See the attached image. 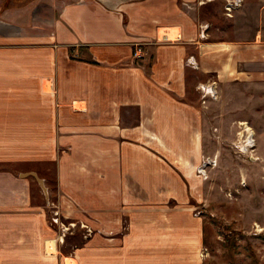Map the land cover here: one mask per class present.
I'll use <instances>...</instances> for the list:
<instances>
[{"label": "crops", "instance_id": "0c3cea01", "mask_svg": "<svg viewBox=\"0 0 264 264\" xmlns=\"http://www.w3.org/2000/svg\"><path fill=\"white\" fill-rule=\"evenodd\" d=\"M212 1L0 0V264H203L188 185L211 120L264 135V0L229 29L202 17ZM54 199L120 233L65 253Z\"/></svg>", "mask_w": 264, "mask_h": 264}, {"label": "rangeland", "instance_id": "374dc122", "mask_svg": "<svg viewBox=\"0 0 264 264\" xmlns=\"http://www.w3.org/2000/svg\"><path fill=\"white\" fill-rule=\"evenodd\" d=\"M36 2L37 0H14L21 10ZM249 5V1L242 0L240 6L233 10L231 15H226L225 0H213L202 17L212 22V28L227 24L225 28L229 29L235 14L244 6L250 10ZM223 21L226 23H222ZM217 37L218 33H216ZM234 106L235 103L230 102L226 104V109ZM259 109L264 111V107ZM222 110L223 108L220 110L216 105L211 109V118L218 113L220 116ZM226 116L215 121L213 118L211 120L212 124H215V129H212L211 134V154L206 158L214 161V165L209 162L204 165L205 178L197 172V168L201 165L196 166L193 174L195 180L188 185L197 212L204 215L207 221L201 259L203 264H264V144L260 142V138L264 139V135L257 136V143L244 152L241 146L248 132L244 131V126L240 127L237 114L223 121ZM258 121L260 122H257L256 127L264 129V112L261 113ZM249 131L251 132L250 129ZM252 136L255 140V134ZM49 183L51 182L47 184ZM42 187L45 191L44 184ZM52 187L50 185V188ZM41 189L33 180L30 186L32 200L41 202L39 200L42 199ZM57 202L54 199L53 204L49 205L51 212L48 216L50 218L53 216L52 212L58 211L60 221L67 227L62 238L60 237L62 240L60 249L65 253H70L73 247L90 243L95 236L113 238L115 234L120 233L92 225L90 221L76 219L73 217L74 213L71 215L72 208L59 207ZM66 202L68 206L74 203L71 197H67ZM203 205L205 209H202ZM197 212L195 214L199 215ZM92 222L96 221L92 220ZM52 226H55L61 235L62 231L57 224L52 222ZM124 228L121 227V232Z\"/></svg>", "mask_w": 264, "mask_h": 264}, {"label": "built area", "instance_id": "2783aa9c", "mask_svg": "<svg viewBox=\"0 0 264 264\" xmlns=\"http://www.w3.org/2000/svg\"><path fill=\"white\" fill-rule=\"evenodd\" d=\"M241 2H242V0H225V6H224L225 14L231 15V12L233 10H235L236 8H238L240 6ZM200 36L204 37L203 31L200 32ZM188 61H190V63L194 64L193 58L190 57L188 59ZM213 83L214 82L208 83V84H199L197 86L198 90L201 92L202 97L209 96L211 98H214L216 96V92H215ZM208 162H209V158H205L204 161L202 162L201 166H199L197 168V172L201 174V172H199L201 170V167H203ZM203 174L206 177V174L205 173H203ZM51 215H53L52 217H50L51 221L53 223L57 224L58 228L61 229V231H62V233H61V238H62V235L65 233L67 227H65L64 224L60 221L58 211L52 212ZM52 222H51V224H52Z\"/></svg>", "mask_w": 264, "mask_h": 264}, {"label": "bare ground", "instance_id": "6f19581e", "mask_svg": "<svg viewBox=\"0 0 264 264\" xmlns=\"http://www.w3.org/2000/svg\"><path fill=\"white\" fill-rule=\"evenodd\" d=\"M247 131H248V136L245 138V140H244L245 142L241 146V150L244 151V152L247 151L249 147H252L254 145V139H253V136H252V132L249 131V128L247 129ZM209 163L214 165V161L210 160ZM203 167H201V170L199 171V172H201L202 175H204L203 173H205V170H204ZM204 178H205V175H204Z\"/></svg>", "mask_w": 264, "mask_h": 264}]
</instances>
